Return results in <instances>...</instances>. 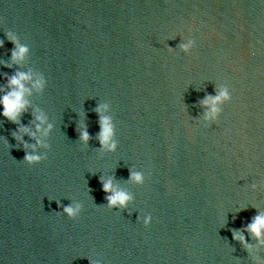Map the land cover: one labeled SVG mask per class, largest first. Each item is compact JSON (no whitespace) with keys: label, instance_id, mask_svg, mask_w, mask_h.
Here are the masks:
<instances>
[{"label":"water","instance_id":"obj_1","mask_svg":"<svg viewBox=\"0 0 264 264\" xmlns=\"http://www.w3.org/2000/svg\"><path fill=\"white\" fill-rule=\"evenodd\" d=\"M0 18V88L18 70L47 81L19 125L0 115V264H264L246 231L264 213V0H0ZM8 31L29 49L19 65ZM225 87L206 120L201 101ZM102 104L115 152L96 139ZM37 109L53 128L29 166L12 133L35 131ZM101 176L126 209L106 207Z\"/></svg>","mask_w":264,"mask_h":264},{"label":"clouds","instance_id":"obj_2","mask_svg":"<svg viewBox=\"0 0 264 264\" xmlns=\"http://www.w3.org/2000/svg\"><path fill=\"white\" fill-rule=\"evenodd\" d=\"M0 23H4L2 18H0ZM4 35L14 46L11 52V62L19 65L24 60L29 49L27 46L19 44L16 36L11 31L5 32ZM3 44L4 41L0 39V47H3ZM194 46V40H189L187 43H182L180 45L185 52L189 51ZM10 66L11 65L9 64H5V67ZM5 79L7 81L6 88H0V91L4 92V94L0 96V106L3 108L0 115H2L9 122L19 125L21 117L30 107V102L27 97L32 94L33 89L42 91L45 88L47 81L43 76L34 79L31 72L19 70L10 77L6 76ZM231 99L232 96L227 87L222 88L219 91V94L215 97L206 96L201 101V106L211 107L210 111L205 113V119L215 120L220 111V109L216 107L217 103L221 101H231ZM107 108L108 105L102 104L97 105L94 109L99 118V131L96 135V139L98 140L102 150L115 152L118 147L117 141L114 139L115 127L112 118L110 116L103 115ZM32 115L35 121V131H32L28 126H19L16 131L12 133L17 144L24 149L25 155L23 157V162L29 166L39 164L47 159V154H41L37 151V149L40 147L48 149L50 148V145L38 138L37 133H42L44 137H47L53 128V125L47 122V117L44 113L40 112L38 109L35 110ZM45 125L46 127H44ZM79 129V142L86 148L92 137L87 130V125L83 122L79 125ZM24 135L29 136V138L34 140L35 143L29 144V142L24 139ZM5 143L7 144V140ZM29 149H31V151H29ZM114 178V176L107 179L103 176L100 177V184L102 185V190L105 193L104 199L107 202L106 207L109 210H123L128 207V204L133 200V197L127 191L119 188L117 184H114ZM145 179V175L142 172L134 171L132 168H129L130 181L143 185L145 183ZM57 205L62 209V211H57V214L66 215L72 220L77 219L83 210V206L78 202L70 203L66 206L57 202ZM142 222L145 227L150 226L152 216L150 214L146 215L143 217ZM246 231L256 238L259 244L264 245V213H258L253 218L252 222L247 225ZM233 238L244 244L246 249L251 248V246L246 243L245 237L241 233L234 232ZM90 264H95V262L90 261Z\"/></svg>","mask_w":264,"mask_h":264}]
</instances>
